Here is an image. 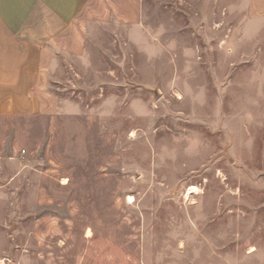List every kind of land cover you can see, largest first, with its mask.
<instances>
[{
    "label": "rangeland",
    "instance_id": "374dc122",
    "mask_svg": "<svg viewBox=\"0 0 264 264\" xmlns=\"http://www.w3.org/2000/svg\"><path fill=\"white\" fill-rule=\"evenodd\" d=\"M71 28L60 110L0 113V264H264V0H90Z\"/></svg>",
    "mask_w": 264,
    "mask_h": 264
},
{
    "label": "crops",
    "instance_id": "0c3cea01",
    "mask_svg": "<svg viewBox=\"0 0 264 264\" xmlns=\"http://www.w3.org/2000/svg\"><path fill=\"white\" fill-rule=\"evenodd\" d=\"M89 1L0 0V113L60 110L47 91L50 62Z\"/></svg>",
    "mask_w": 264,
    "mask_h": 264
},
{
    "label": "bare ground",
    "instance_id": "6f19581e",
    "mask_svg": "<svg viewBox=\"0 0 264 264\" xmlns=\"http://www.w3.org/2000/svg\"><path fill=\"white\" fill-rule=\"evenodd\" d=\"M197 191H198V188L196 186H191L189 191H188V194H194V193H197ZM130 198L132 199V197H130ZM253 250H254V248H253Z\"/></svg>",
    "mask_w": 264,
    "mask_h": 264
}]
</instances>
